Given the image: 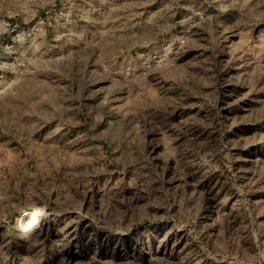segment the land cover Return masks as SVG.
<instances>
[{"label": "rangeland", "instance_id": "374dc122", "mask_svg": "<svg viewBox=\"0 0 264 264\" xmlns=\"http://www.w3.org/2000/svg\"><path fill=\"white\" fill-rule=\"evenodd\" d=\"M0 264H264V0H0Z\"/></svg>", "mask_w": 264, "mask_h": 264}, {"label": "bare ground", "instance_id": "6f19581e", "mask_svg": "<svg viewBox=\"0 0 264 264\" xmlns=\"http://www.w3.org/2000/svg\"><path fill=\"white\" fill-rule=\"evenodd\" d=\"M41 213H42V208L39 205L29 210H23L20 213V216L22 217L21 229L23 231V238L28 243L29 242L31 243L36 239V235L34 234V227Z\"/></svg>", "mask_w": 264, "mask_h": 264}]
</instances>
